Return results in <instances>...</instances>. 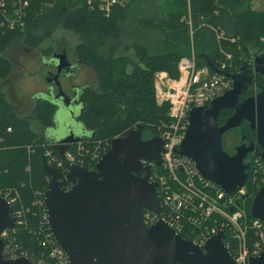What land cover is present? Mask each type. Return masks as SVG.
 I'll list each match as a JSON object with an SVG mask.
<instances>
[{
  "label": "trees",
  "instance_id": "obj_1",
  "mask_svg": "<svg viewBox=\"0 0 264 264\" xmlns=\"http://www.w3.org/2000/svg\"><path fill=\"white\" fill-rule=\"evenodd\" d=\"M20 7L22 13L17 14ZM59 30L77 36L76 55L93 66L99 78L97 88L88 86L82 92L81 121L92 135L70 143L66 150L88 168L96 166L92 153L100 158L112 139L140 125L143 139L161 133L170 117L169 105L156 102L158 72L177 77L178 61L194 51L198 67L216 72L211 61L228 75L240 71L249 52L264 51V9L254 8L253 0H118L109 13L100 0H0V189L18 195L13 208L24 211L23 223L9 229L6 243L24 249L35 261L49 259V249L42 244L45 228L50 230L42 218L50 180L43 160L48 150L58 157L59 153L42 130L54 125L57 107L41 98L31 117L19 113L4 90L13 69L5 52L19 38L27 47L38 48ZM221 31L224 36L218 38ZM44 51L52 53L51 48ZM232 113L233 109L222 110L218 123ZM232 131L257 143L256 131L246 120ZM257 159L255 152L246 160L250 171L240 199L250 219L254 196L264 184ZM226 231V241L235 243ZM247 233L251 246L257 236L252 228Z\"/></svg>",
  "mask_w": 264,
  "mask_h": 264
},
{
  "label": "water",
  "instance_id": "obj_2",
  "mask_svg": "<svg viewBox=\"0 0 264 264\" xmlns=\"http://www.w3.org/2000/svg\"><path fill=\"white\" fill-rule=\"evenodd\" d=\"M251 55L254 72L264 74V51H254ZM57 56L60 60L54 79L60 85L59 76L70 64L65 54ZM246 60L240 72L228 74L232 79L231 89L216 97L210 106L191 109L178 149L180 155L194 161L205 179L229 194L244 186L250 171L245 158L254 144L242 142L236 152L230 154L223 145L226 131L240 126L243 120L248 121L256 131V141L261 147L257 156L264 164V89L240 101L253 80L251 73L246 75V80H241L243 71L250 65ZM208 64L216 72H223L211 61ZM86 87L73 86L78 92L72 97L60 90L57 97L61 100L52 99L45 92L35 95L51 100L57 107L54 125L46 128L44 134L47 141L57 147L67 171L63 173L43 160L50 179L44 191V202L50 230L70 264H238L224 243L223 230L201 247L179 235L162 219L149 226L144 224L145 210L161 213L162 209L156 196L157 183L149 181L152 167L143 166L141 161L149 159L160 165L164 141L160 136L144 140L142 125L112 139L110 149L93 169L66 161L69 144L92 135L81 121L84 109L81 96ZM76 99L80 110L75 117L77 105L72 103ZM224 109H233L234 113L219 124L218 117ZM58 113L66 116L64 123H59ZM67 118L82 124L83 135L66 123ZM250 210L254 218L264 223V184L256 192ZM16 216L13 206L0 196V233L15 226ZM4 247L5 242L0 237V264H38L27 257L8 259L4 256ZM247 264H264V251L251 257Z\"/></svg>",
  "mask_w": 264,
  "mask_h": 264
},
{
  "label": "built area",
  "instance_id": "obj_3",
  "mask_svg": "<svg viewBox=\"0 0 264 264\" xmlns=\"http://www.w3.org/2000/svg\"><path fill=\"white\" fill-rule=\"evenodd\" d=\"M100 1L101 8L106 13H109L112 6L118 2V0ZM16 13L21 14L22 8H18ZM189 22L191 24L190 19ZM223 36L222 31L217 33L218 38ZM227 56L231 57L230 54ZM178 73L177 77H172L168 72L160 71L155 78L156 102L159 105H169L170 119L158 135L164 141L161 152L162 163L157 165L155 161L149 159L141 161L145 166L152 167L149 180L150 183H157L156 196L162 209L161 213L146 212L144 224L149 226L162 219L169 223L179 235L185 233L188 236L185 238L201 247L210 237L223 230L225 231L224 243L235 262L247 264L251 257L261 255L264 251V223L260 219L249 218L246 206L240 200L245 194L244 188H239L231 194L226 193L218 184L205 179L192 159L178 152L189 124L188 114L191 109L197 106H210L216 97L232 88V79L224 71L212 72L208 66L198 67L194 53L178 61ZM46 156L48 164L61 169L63 173L67 171L60 156L52 154L49 150ZM91 157L94 161L101 158H98L97 153H92ZM257 158V161L260 160L259 157ZM65 159L70 163L84 165L83 161L76 160V156L71 151L65 152ZM260 169L264 175L263 162L260 164ZM0 196L5 197L13 206L18 195L16 196L11 189L4 191L0 189ZM15 214L17 215L16 224H22L23 209H17ZM42 218L49 227L47 210ZM226 228L232 233L231 237L235 243L231 240L226 241ZM250 228L254 229L257 238L251 246H248L247 232ZM9 229L12 228H7L0 233V237L5 242L4 256L8 259L29 258L24 249L20 247L18 249V246L13 247L11 243H6L10 234ZM42 244L48 247V258L51 261L44 258L33 261L38 264H70L67 254L57 243L51 230L48 231L45 228Z\"/></svg>",
  "mask_w": 264,
  "mask_h": 264
},
{
  "label": "rangeland",
  "instance_id": "obj_4",
  "mask_svg": "<svg viewBox=\"0 0 264 264\" xmlns=\"http://www.w3.org/2000/svg\"><path fill=\"white\" fill-rule=\"evenodd\" d=\"M253 7L256 9H264V0H253ZM20 38L14 41V43L9 46L5 52V54L12 60L13 69L10 76L4 81V90L5 92L18 94V88L27 89V93L34 92L37 89H42L45 87V76L41 74H36V70L32 69V66L41 64V61L44 56H46L45 51L48 48H51L52 52L54 50H61L62 48H66L67 53L71 58L77 59V55L75 52V47L78 42L77 36L67 30H59L55 33L53 37L44 41L40 47L38 48H29L27 47ZM250 54V52L248 53ZM227 58V57H226ZM229 59V57L227 58ZM82 70L80 75L78 76L76 81L80 83L89 84L94 88L98 87V74L95 72L93 66L90 65H81ZM222 68L226 67V63L223 62L221 64ZM41 73V72H40ZM8 98H12L10 94ZM15 96V95H13ZM24 96L22 99L23 102H17L12 100L13 104L18 106V111L20 114L31 117V111L33 108V99L31 97L26 98ZM31 98V99H30ZM41 99V97L39 98ZM16 100H18L16 98ZM59 112V111H58ZM61 113H58L59 123H64V118L66 116H61ZM69 118H67L68 120ZM66 120V123L72 124L79 135H83L82 132V124L78 123L75 119ZM35 122V120H33ZM67 124V125H68ZM56 126V122H55ZM45 132V130H42ZM89 135V133H88ZM230 136L234 137L236 142L241 140V135H239L238 131H232ZM231 148L233 146H230ZM246 191V190H244Z\"/></svg>",
  "mask_w": 264,
  "mask_h": 264
},
{
  "label": "flooded vegetation",
  "instance_id": "obj_5",
  "mask_svg": "<svg viewBox=\"0 0 264 264\" xmlns=\"http://www.w3.org/2000/svg\"><path fill=\"white\" fill-rule=\"evenodd\" d=\"M63 54H65V56H66V58H67V60H68V62L70 64V67L67 70H62V73L59 76L60 85H57L55 83V79H54V74L57 71V67L56 66H58L59 60H60V58L57 55L63 56ZM41 59H42V61H41V64H39V66L38 65L32 66V69L36 70V74H41L42 76H45V84L47 83L45 85V87H43L42 89H40L38 91L45 92V93L49 94V96L52 99L61 100V99H59L57 97L58 94H59V92H60V90L64 91V93L67 96H71L72 97V96H74L75 93L78 92L77 89H73V86L74 87L75 86H79V87H84V86H87L88 87V86H91L89 84L87 85V84H84V83H80L79 81H76L77 78H78V76L81 73V70H82V66L81 65H86V64L83 63L79 59L78 56H77V59H75V60H74V58H71L70 55L67 53L66 48H62L61 50H54L51 54H48V55L44 56ZM63 60H64V62L66 64L67 61H66V59L64 57H63ZM246 62H249L250 65L248 66L247 70L243 71L244 74L241 77V80L242 79L246 80L245 77H246V75H248V73H251L253 75V80H252L251 84L247 87L246 92L241 95V97H240L241 100L240 101H242L245 98H248L250 96H256L259 92H261L264 89V74L254 72L255 69H254V65H253L252 55L251 54H248ZM237 72H240V71H237ZM49 80L51 82H49ZM91 87H93V86H91ZM25 91L26 90L24 88L21 89L19 87L18 88V94H14L15 91L12 94L11 93H9V94L12 97L11 99L14 100V101H17V102H20V101L23 102L22 99H20V98H23L24 96H27L26 98L31 97L33 99L32 101H33V103L35 105L36 102H37V100L39 98L34 97L35 94L34 95H32L30 93L29 94L28 93L26 94ZM13 95H15V96H13ZM16 98L18 100H16ZM43 99H45V98H43ZM81 99H82V96H81ZM12 100H11V102H12ZM76 101H77V99L72 103L73 106H76L77 105L76 104ZM13 105H15V104H13ZM34 105H33V107H34ZM16 107H18V106H16ZM79 110H80V105H77L75 107V112H76L75 117H76V115H77V113H78ZM233 113H234V110H233ZM243 121H242V124H243ZM248 124H249V122H248ZM240 126H237V127H240ZM249 126H250V124H249ZM235 128L229 129L228 131L225 132V134L223 136V145H224V148H225V146L228 147V150L227 151L230 154H234L236 152V148L242 142H245L247 145H249L250 143H253L254 144V149L251 152L248 153L247 157L245 158V162H246V160L249 159V156L250 155H252L253 153L256 152V156H257V154L261 150L258 149V146H259V145L257 146L258 143H254L253 141H251L250 139H248V137L246 135H244V134L241 135V138H240L241 140H238L236 142L235 138L232 137V136H230V134L232 133V130L235 129ZM150 138H152V137L146 138L144 140H147V139H150ZM230 146H233V147L231 148ZM246 163H248V162H246ZM142 165L145 166L144 164H142ZM143 175H145V173H142V176ZM146 212H148V211L145 210L144 211V214ZM149 212H151V211H149Z\"/></svg>",
  "mask_w": 264,
  "mask_h": 264
},
{
  "label": "crops",
  "instance_id": "obj_6",
  "mask_svg": "<svg viewBox=\"0 0 264 264\" xmlns=\"http://www.w3.org/2000/svg\"><path fill=\"white\" fill-rule=\"evenodd\" d=\"M251 53H252V52H250V54H251ZM257 53H261V52H257ZM87 85H88V84H87ZM25 90H26L25 92H26V94H27V91H28V90H27V89H25ZM38 90H40V89H37V90H35L34 92H31L30 94H32V95H34V94L37 95V94H39V93L41 92V91H38ZM37 91H38V92H37ZM35 95H34V97H35Z\"/></svg>",
  "mask_w": 264,
  "mask_h": 264
},
{
  "label": "bare ground",
  "instance_id": "obj_7",
  "mask_svg": "<svg viewBox=\"0 0 264 264\" xmlns=\"http://www.w3.org/2000/svg\"><path fill=\"white\" fill-rule=\"evenodd\" d=\"M192 53H194V51H192ZM192 53H191V54H192ZM189 56H190V55H189Z\"/></svg>",
  "mask_w": 264,
  "mask_h": 264
}]
</instances>
